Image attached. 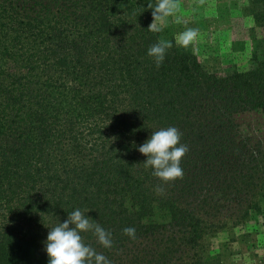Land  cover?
Returning a JSON list of instances; mask_svg holds the SVG:
<instances>
[{"label": "trees", "instance_id": "trees-1", "mask_svg": "<svg viewBox=\"0 0 264 264\" xmlns=\"http://www.w3.org/2000/svg\"><path fill=\"white\" fill-rule=\"evenodd\" d=\"M157 3L0 0V264H48V232L76 209L111 232L110 249L81 233L111 264H185L222 209L259 211L264 146L233 116L264 121V0L248 1L250 68L223 74L148 31ZM168 127L188 151L165 184L138 148Z\"/></svg>", "mask_w": 264, "mask_h": 264}, {"label": "rangeland", "instance_id": "rangeland-1", "mask_svg": "<svg viewBox=\"0 0 264 264\" xmlns=\"http://www.w3.org/2000/svg\"><path fill=\"white\" fill-rule=\"evenodd\" d=\"M248 1L179 0V11L168 18L163 29L175 41L187 29H197V38L189 46L208 72L244 71L251 66L253 52L250 30L254 24ZM233 120L241 135L264 146L260 112L236 114ZM257 201L259 211L252 210L247 218H241L240 213L234 215L233 209H222L185 264H264V196Z\"/></svg>", "mask_w": 264, "mask_h": 264}, {"label": "clouds", "instance_id": "clouds-1", "mask_svg": "<svg viewBox=\"0 0 264 264\" xmlns=\"http://www.w3.org/2000/svg\"><path fill=\"white\" fill-rule=\"evenodd\" d=\"M152 22L148 31L158 33L167 25L168 18L175 16L179 11V0H158L155 7L151 4ZM179 23V19L176 20ZM198 35V30L189 28L180 33L176 43L187 48ZM172 47L171 41L159 40L148 49V55L154 58L157 67L164 61L166 51ZM181 133L176 127L163 128L152 132L138 151L147 157L143 163L145 169L151 167L152 175L163 183L183 179L184 171L181 160L186 155L188 148L181 143ZM162 191V188L159 189ZM71 226V227H70ZM123 234L130 239H136V229L126 227ZM91 232L96 243L104 249L113 247L112 234L106 231L99 223L85 215L80 209L69 213L63 223H58L50 229L47 240L44 242L48 256V264H111V261L91 245L83 242L81 233Z\"/></svg>", "mask_w": 264, "mask_h": 264}]
</instances>
